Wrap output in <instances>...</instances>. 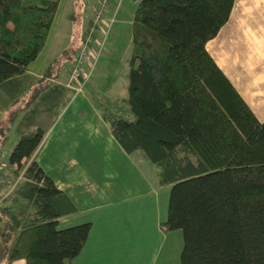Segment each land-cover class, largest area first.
Listing matches in <instances>:
<instances>
[{"label": "trees", "instance_id": "16d2710c", "mask_svg": "<svg viewBox=\"0 0 264 264\" xmlns=\"http://www.w3.org/2000/svg\"><path fill=\"white\" fill-rule=\"evenodd\" d=\"M61 1L0 0V83L27 72L38 58ZM234 3L139 0L129 111L105 115L125 151L155 165L159 184L170 186L160 226L182 230L181 264H264V120L207 49ZM80 43L64 49L12 103L0 124V160L19 113L66 60L74 64ZM44 134L41 128L23 134L3 169L0 264H72L89 236L91 222L59 227L77 208L32 159Z\"/></svg>", "mask_w": 264, "mask_h": 264}, {"label": "crops", "instance_id": "0c3cea01", "mask_svg": "<svg viewBox=\"0 0 264 264\" xmlns=\"http://www.w3.org/2000/svg\"><path fill=\"white\" fill-rule=\"evenodd\" d=\"M97 2L90 7L84 30L74 34L77 45ZM110 2L104 24L120 5V0ZM63 38L56 55L42 67L31 64L27 72L0 83V124L6 122L12 103L38 83L57 54L71 46L72 36L70 41L68 36ZM48 47L49 38L45 49ZM207 49L257 117L264 120V0H235L229 20L207 42ZM39 59L40 55L34 62ZM72 63V59L66 60L61 73L52 76L58 81L51 82L19 113L3 145L1 161L6 166L23 134L44 130L32 159L77 208L60 218L59 227L92 224L83 250L72 264H181L182 231L165 232L160 226L167 219L169 200L161 201L159 169L139 154L127 153L117 141L105 118L109 113L101 110L86 89L94 75L82 92L66 85ZM13 264H26V260L17 259Z\"/></svg>", "mask_w": 264, "mask_h": 264}, {"label": "rangeland", "instance_id": "374dc122", "mask_svg": "<svg viewBox=\"0 0 264 264\" xmlns=\"http://www.w3.org/2000/svg\"><path fill=\"white\" fill-rule=\"evenodd\" d=\"M95 2L96 0L61 1L55 17L54 27L51 28L50 37L48 36L49 47L47 49L44 48L40 53V59L32 63L35 68L39 69L46 63L47 59L56 55L59 47L63 44L64 36H68L69 41L72 36L73 43L71 42V45L76 46L74 34L84 30L88 22L90 7ZM135 7L134 0H120V5L115 8L116 11L114 10L115 12H112L109 18L106 19V23L103 29L100 30V34H98L94 44L95 51L100 50L96 62L97 69L96 71L95 69L93 70L92 76L94 75V77L92 82L86 86V89L91 94L90 96L99 102L98 104L102 111L115 113L116 115L126 114L129 111V106L125 100L129 96V72L133 49V13ZM71 12L73 16L68 17ZM61 55L62 52L57 54L53 60ZM95 56L96 53L93 58ZM64 64L65 62L60 68V73ZM142 166L147 168L143 161ZM149 173L151 174V172ZM160 193L162 203L168 201L170 186H163ZM163 195L166 198L162 199ZM113 223L115 224V221Z\"/></svg>", "mask_w": 264, "mask_h": 264}, {"label": "built area", "instance_id": "2783aa9c", "mask_svg": "<svg viewBox=\"0 0 264 264\" xmlns=\"http://www.w3.org/2000/svg\"><path fill=\"white\" fill-rule=\"evenodd\" d=\"M111 7L110 0H98V5L95 9L92 20L89 22L80 46L77 51V57L74 64L71 66L66 85L74 88L78 92H82L85 85L89 82L93 70L95 69L97 58L99 56V51H95V41L100 32L103 29L105 15ZM113 21V19H112ZM96 53L95 58L94 54ZM51 82L58 81L56 78L50 77ZM5 164L0 160V192L3 185L2 172ZM2 198H0V202Z\"/></svg>", "mask_w": 264, "mask_h": 264}]
</instances>
